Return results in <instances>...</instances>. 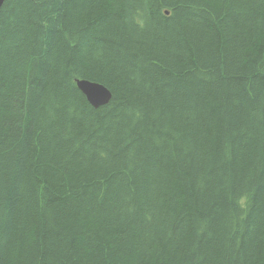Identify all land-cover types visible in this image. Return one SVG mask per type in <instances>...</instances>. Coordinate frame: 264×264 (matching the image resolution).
Wrapping results in <instances>:
<instances>
[{
	"label": "trees",
	"instance_id": "16d2710c",
	"mask_svg": "<svg viewBox=\"0 0 264 264\" xmlns=\"http://www.w3.org/2000/svg\"><path fill=\"white\" fill-rule=\"evenodd\" d=\"M0 264H264V0H5Z\"/></svg>",
	"mask_w": 264,
	"mask_h": 264
},
{
	"label": "bare ground",
	"instance_id": "6f19581e",
	"mask_svg": "<svg viewBox=\"0 0 264 264\" xmlns=\"http://www.w3.org/2000/svg\"><path fill=\"white\" fill-rule=\"evenodd\" d=\"M95 15V14H94ZM94 18V17H93ZM126 19V18H125ZM106 23V22H105ZM101 25V24H100ZM103 30V29H102ZM83 32V31H82ZM107 32V31H106ZM24 34V33H23ZM124 34V33H123ZM26 35V34H25ZM75 35V34H74ZM73 35V37H75L76 38V36H74ZM70 36V35H69ZM79 37H80V35H78ZM83 36V35H82ZM110 36V35H109ZM95 37V36H94ZM65 39V38H64ZM85 39V38H84ZM120 39V38H119ZM67 40V39H66ZM124 40V39H123ZM75 41V40H74ZM78 41V40H77ZM76 41V42H77ZM26 42V41H25ZM75 42V43H76ZM116 42V41H115ZM117 42H119V41H117ZM25 47V46H24ZM115 47V46H114ZM119 48V47H118ZM22 49V48H21ZM122 50V49H121ZM129 50V49H128ZM123 51V50H122ZM30 52V51H29ZM128 52V51H127ZM121 54V53H120ZM109 55H110V53H109ZM117 55V54H116ZM135 55V54H134ZM119 56V55H118ZM133 56V55H132ZM9 57V56H8ZM125 58V57H124ZM131 58H133V57H131ZM13 59V58H12ZM103 59H105V58H103L102 57V61H103ZM112 59V58H111ZM106 60V59H105ZM133 60V59H132ZM107 61V60H106ZM118 62V61H117ZM4 64V63H3ZM108 64V63H107ZM159 65V64H158ZM104 66V65H103ZM146 66V65H145ZM91 68H92V66H90ZM97 68H98V66H96ZM100 67V66H99ZM113 67V66H112ZM106 68H108V67H106ZM164 69V68H163ZM95 70H96V68H95ZM114 70V69H113ZM107 71V70H106ZM111 71V70H110ZM96 72V71H95ZM95 72L93 73L94 75H95ZM113 73V72H112ZM76 81V86L78 87V89L85 95V97H86V99L88 100V102L93 106V107H98V106H100V105H104V104H106V103H108L109 102V100H110V98H111V96H112V94H111V91L107 88V87H105L103 84H101V83H98V82H93V81H90V80H88V79H76L75 80ZM95 83V85L94 86H90L89 85V83ZM92 99H95V100H97L98 101V103L96 104V103H93L92 102ZM53 100V99H52ZM50 102V101H49ZM124 103V102H123ZM51 104H52V101H51ZM47 106H49V104L47 105ZM123 107V106H122ZM135 108V107H134ZM137 109H139V108H137ZM46 110V109H45ZM41 111V110H40ZM46 112V111H45ZM40 116V115H39ZM86 116V115H85ZM88 116V115H87ZM89 117V116H88ZM87 118V117H86ZM41 120V119H40ZM106 120V119H105ZM115 120V119H114ZM119 120V119H118ZM105 122V121H104ZM88 123H90V122H88ZM39 124V123H38ZM111 124V123H110ZM41 125V124H40ZM48 125V124H47ZM95 125V124H94ZM100 125V124H99ZM98 125V126H99ZM85 126V125H84ZM97 126V127H98ZM119 126V125H118ZM42 127V126H41ZM45 127V126H44ZM49 127V126H48ZM47 127V128H48ZM106 127V126H105ZM111 127H113V126H111ZM110 127V128H111ZM115 127V126H114ZM46 128V127H45ZM84 128V127H83ZM87 128V127H86ZM40 129V128H39ZM78 130V129H77ZM117 130V129H116ZM87 131V130H86ZM81 132V131H80ZM43 133V132H42ZM49 133V132H48ZM76 132H74V134H75ZM112 133V132H111ZM105 134V133H104ZM36 136H37V134H36ZM86 136V135H85ZM83 139V138H82ZM75 140V139H74ZM95 141V140H94ZM81 143V142H80ZM79 143V144H80ZM87 143V142H86ZM180 144V143H179ZM176 145V144H175ZM178 146V145H177ZM11 183V182H10ZM10 188V187H9ZM42 217V216H41ZM12 218V217H11ZM40 221V220H39ZM86 224V223H85ZM36 227V226H35ZM203 227V226H202ZM31 230V229H30ZM204 230V229H203ZM24 233V232H23ZM15 252V251H14ZM12 253V252H11ZM10 253V254H11ZM8 257V256H7Z\"/></svg>",
	"mask_w": 264,
	"mask_h": 264
},
{
	"label": "water",
	"instance_id": "95a60500",
	"mask_svg": "<svg viewBox=\"0 0 264 264\" xmlns=\"http://www.w3.org/2000/svg\"><path fill=\"white\" fill-rule=\"evenodd\" d=\"M4 2H5V0H0V10H1V8H2ZM89 85H90V86H94L95 83H91V82H90ZM92 102H93V103H96V104L98 103V101L95 100V99H92Z\"/></svg>",
	"mask_w": 264,
	"mask_h": 264
}]
</instances>
